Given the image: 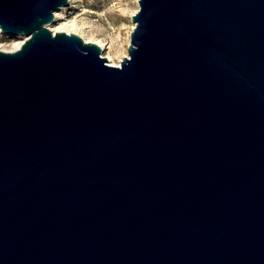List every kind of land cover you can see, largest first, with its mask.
Returning a JSON list of instances; mask_svg holds the SVG:
<instances>
[{"label": "water", "instance_id": "1", "mask_svg": "<svg viewBox=\"0 0 264 264\" xmlns=\"http://www.w3.org/2000/svg\"><path fill=\"white\" fill-rule=\"evenodd\" d=\"M0 0V264H264V0H140L121 67Z\"/></svg>", "mask_w": 264, "mask_h": 264}, {"label": "rangeland", "instance_id": "2", "mask_svg": "<svg viewBox=\"0 0 264 264\" xmlns=\"http://www.w3.org/2000/svg\"><path fill=\"white\" fill-rule=\"evenodd\" d=\"M139 10L140 0H81L76 8L67 10L64 17L72 20L78 16L81 28L83 25H91V29H82L81 32L85 31V37L90 40L109 42L111 54L119 62L124 60V55L129 56V46L135 30L133 16ZM16 41L12 37H2L0 32V50L11 51Z\"/></svg>", "mask_w": 264, "mask_h": 264}, {"label": "bare ground", "instance_id": "3", "mask_svg": "<svg viewBox=\"0 0 264 264\" xmlns=\"http://www.w3.org/2000/svg\"><path fill=\"white\" fill-rule=\"evenodd\" d=\"M68 1H69V6L61 8L60 10L56 11L55 22L49 26L50 30L55 34L57 33L78 34L79 36L83 37L86 42L98 44L101 48L104 49L103 56L107 60L108 64L111 66H115V67H121L123 60H120L119 62L115 60L114 56L111 54V45L109 42L104 43L103 41H97L96 39L90 40L85 37V31L81 32L82 29H85V30L91 29L92 28L91 25L89 24L83 25V27L81 28L77 21L78 16H75L74 19L72 20L66 19L64 17V14L67 13V10L76 8L77 5L81 2V0H68ZM135 27H136V24H134L133 28ZM0 32L2 33V37L7 36V37H12V38L17 39V41L13 43L14 44L13 49L9 52L18 51L19 49L22 48L26 40H28V37L25 35L14 36L11 34H6L2 30H0ZM126 57H129V56H127L126 54L124 55L123 58L125 59Z\"/></svg>", "mask_w": 264, "mask_h": 264}]
</instances>
